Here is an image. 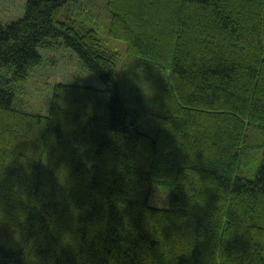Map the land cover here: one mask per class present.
<instances>
[{
    "label": "trees",
    "instance_id": "obj_1",
    "mask_svg": "<svg viewBox=\"0 0 264 264\" xmlns=\"http://www.w3.org/2000/svg\"><path fill=\"white\" fill-rule=\"evenodd\" d=\"M91 1L0 20V264H264V0H107L125 59Z\"/></svg>",
    "mask_w": 264,
    "mask_h": 264
},
{
    "label": "rangeland",
    "instance_id": "obj_2",
    "mask_svg": "<svg viewBox=\"0 0 264 264\" xmlns=\"http://www.w3.org/2000/svg\"><path fill=\"white\" fill-rule=\"evenodd\" d=\"M25 1L0 0V20H9L13 15L21 17ZM106 1L92 0L86 5L85 10L79 17L88 25L96 26L99 37L103 42L105 41L104 43L108 49L121 51L122 59H125V43L109 38L106 33V24L108 23ZM77 14L80 15V12ZM71 51L62 49L56 59H50V57L45 56V61H42L43 63L39 67L31 71L27 79V85L31 87V93L26 95L28 99L25 102L28 107L40 105L37 111H43V105L41 104L46 102L47 95H49V98L51 97L52 86L58 81L82 83L91 86L100 84V80L94 73L80 66L78 57L76 58L77 55ZM46 110L43 112H46Z\"/></svg>",
    "mask_w": 264,
    "mask_h": 264
}]
</instances>
